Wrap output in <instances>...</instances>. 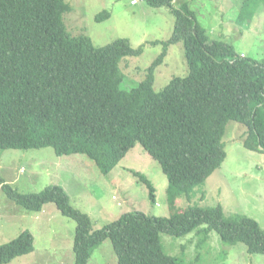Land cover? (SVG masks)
I'll return each instance as SVG.
<instances>
[{"label":"trees","instance_id":"obj_1","mask_svg":"<svg viewBox=\"0 0 264 264\" xmlns=\"http://www.w3.org/2000/svg\"><path fill=\"white\" fill-rule=\"evenodd\" d=\"M144 1L168 8L175 26L145 79L128 89L121 61L141 55L143 47L134 49L128 39L95 47L88 36H71L63 21L71 10L66 0H0V149L51 147L57 156L82 154L107 175L139 143L167 176L171 204L183 195L189 198L191 189L224 162L229 121L244 126L247 149L264 152V59L210 40L187 3L177 8L175 0ZM261 9L264 0H243L236 23L251 25ZM109 17L105 11L96 20ZM179 42L184 44L188 74L172 78L156 92V70L168 47ZM132 173L155 204L152 182ZM0 187L28 211L54 203L75 221L74 264H88L106 239L118 264H182L164 252L160 234L181 237L197 231L207 237L211 230L226 245L243 243L249 253L264 254V231L258 223L248 217L227 219L220 205L188 207L169 218L135 210L93 230L90 217L71 205L61 186L21 194L0 178ZM204 224L208 227L201 229ZM34 248L33 234L25 231L0 246V264H10Z\"/></svg>","mask_w":264,"mask_h":264},{"label":"rangeland","instance_id":"obj_2","mask_svg":"<svg viewBox=\"0 0 264 264\" xmlns=\"http://www.w3.org/2000/svg\"><path fill=\"white\" fill-rule=\"evenodd\" d=\"M71 10L63 15L71 36H88L95 47L117 39H128L139 56L126 57L121 69L127 77L125 88L136 87L148 68L163 52L162 42L174 31L175 17L166 7L154 8L144 0H66ZM243 0H175V7L189 4L210 40L234 46L238 54L264 59V9L251 25L236 23ZM110 17L101 22L98 14ZM152 42V43H151ZM157 42L156 44H153ZM159 42V43H158ZM188 65L183 42L168 47L164 63L155 73L154 90L160 92L174 77H185ZM244 126L236 121L226 125L223 142L226 159L202 184L193 187L189 198L181 196L171 204L167 198L169 181L161 165L141 144L129 151L120 164L103 175L87 156H57L54 149H0V178L21 194L39 193L49 186H61L71 205L91 219L92 229H101L123 214L141 211L169 218L188 207L221 206L227 219L248 217L264 231V152L247 149ZM133 171L144 174L156 189V203ZM202 225L201 229L207 228ZM76 223L63 216L54 203L39 212L28 211L11 201L0 187V246L25 231L34 236V251L15 258L10 264H74ZM164 252L182 264H264V254H251L246 245H226L211 230L207 237L197 231L181 237L161 233ZM88 264H118L112 243L106 239L92 254Z\"/></svg>","mask_w":264,"mask_h":264},{"label":"built area","instance_id":"obj_3","mask_svg":"<svg viewBox=\"0 0 264 264\" xmlns=\"http://www.w3.org/2000/svg\"><path fill=\"white\" fill-rule=\"evenodd\" d=\"M137 3V1L136 0H132V4H136Z\"/></svg>","mask_w":264,"mask_h":264},{"label":"water","instance_id":"obj_4","mask_svg":"<svg viewBox=\"0 0 264 264\" xmlns=\"http://www.w3.org/2000/svg\"><path fill=\"white\" fill-rule=\"evenodd\" d=\"M261 148V147H260Z\"/></svg>","mask_w":264,"mask_h":264}]
</instances>
